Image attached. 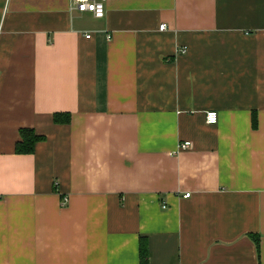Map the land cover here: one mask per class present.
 Masks as SVG:
<instances>
[{"label": "crops", "instance_id": "crops-1", "mask_svg": "<svg viewBox=\"0 0 264 264\" xmlns=\"http://www.w3.org/2000/svg\"><path fill=\"white\" fill-rule=\"evenodd\" d=\"M103 5L0 0V264H264V0Z\"/></svg>", "mask_w": 264, "mask_h": 264}, {"label": "trees", "instance_id": "trees-1", "mask_svg": "<svg viewBox=\"0 0 264 264\" xmlns=\"http://www.w3.org/2000/svg\"><path fill=\"white\" fill-rule=\"evenodd\" d=\"M65 114H55L54 123L63 124L69 123V116ZM65 117V118H63ZM19 141L15 145V153L19 155H30L34 153L35 146L38 142L42 140V137L37 135L31 129H20L19 130ZM139 255L140 264H147L148 259V246L144 239H140L139 244Z\"/></svg>", "mask_w": 264, "mask_h": 264}, {"label": "built area", "instance_id": "built-area-1", "mask_svg": "<svg viewBox=\"0 0 264 264\" xmlns=\"http://www.w3.org/2000/svg\"><path fill=\"white\" fill-rule=\"evenodd\" d=\"M104 0L96 1V0H73L74 8L80 12H90L96 17H100L104 13ZM165 26H160V30H164ZM90 35H87L86 38L88 39ZM184 53V50H182ZM217 113L215 112H208L206 114V123L209 125H214L217 123ZM190 147L189 142H185L179 146L180 149L184 150ZM190 194H185L183 198H188ZM165 208V205L162 204V209Z\"/></svg>", "mask_w": 264, "mask_h": 264}]
</instances>
